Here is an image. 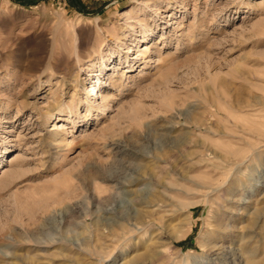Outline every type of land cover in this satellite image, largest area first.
Segmentation results:
<instances>
[{"label":"rangeland","instance_id":"obj_1","mask_svg":"<svg viewBox=\"0 0 264 264\" xmlns=\"http://www.w3.org/2000/svg\"><path fill=\"white\" fill-rule=\"evenodd\" d=\"M263 124L264 0H0V264H264Z\"/></svg>","mask_w":264,"mask_h":264},{"label":"bare ground","instance_id":"obj_2","mask_svg":"<svg viewBox=\"0 0 264 264\" xmlns=\"http://www.w3.org/2000/svg\"><path fill=\"white\" fill-rule=\"evenodd\" d=\"M146 50H147V47L145 48ZM91 90H93V91H95L96 90V87L95 86H93L92 88H91ZM93 93H90V94H88V96H91ZM86 103H87V100H86ZM105 108V107H104ZM103 108V109H104ZM261 111V110H260ZM47 112H49V111H47ZM43 113V112H42ZM44 116H45V118L47 117V118H50L51 116H52V114L49 112V113H44ZM260 117V116H259ZM264 125V124H263ZM254 128V127H253ZM257 128H258V126H257ZM246 129H248V128H246ZM250 129V128H249ZM51 132H49L48 134H47V138L45 139V142H46V146H49L51 149L53 148H56L57 149V147L59 146V148H60V146H61V144H62V142H64L63 141V139H64V132L62 131V130H59V128L56 126V123H54L53 124V127H52V130H50ZM251 131V130H250ZM254 132H256V131H254ZM44 142V141H43ZM48 147V148H49ZM119 150V149H118ZM126 151V150H125ZM153 159V158H152ZM159 159V158H158ZM112 176V175H111ZM110 176L108 175L107 176V178H109ZM113 177V176H112ZM112 177H110V179L112 180H114L115 178H112ZM116 180V179H115ZM130 179H128V181H129ZM118 181V180H117ZM122 183H123V180H122ZM133 183L134 184H136V183H138V179H136V180H134L133 181ZM126 184V183H125ZM131 184V183H130ZM129 184V185H130ZM117 186V185H116ZM123 186V185H122ZM119 188V187H118ZM117 189V188H116ZM118 191V190H117ZM128 191V190H127ZM129 191H131V190H129ZM119 192H120V190H119ZM116 194V193H115ZM151 195V194H150ZM162 194H161V192L160 191H158L157 193H156V195L154 196L153 195V198L151 199V200H146V199H144V200H140L137 204H140L141 206H145V207H148L149 208V210H146V213H147V211H148V214H145V213H141L140 211V213L137 215V216H132V217H134V218H132V219H134V221H132V219H131V221L132 222H130L129 221V228H130V230L132 231V230H140L141 229V227H143V225H144V223H154V224H158L159 223V221H160V218H161V215H158L159 214V212L157 211V210H160V208H159V206H162V204H160L158 201L160 200V196H161ZM138 199H136V201H137ZM136 203V202H135ZM140 206V207H141ZM140 209V208H139ZM137 210V209H136ZM105 212V211H104ZM138 212V211H137ZM143 212V211H142ZM107 213V212H106ZM136 213V212H135ZM110 216V215H109ZM163 216V215H162ZM146 225V224H145ZM216 228H217V230H221V223H220V221H219V219H218V221H217V223H216ZM215 228V229H216ZM219 233V232H218ZM125 236V235H124ZM208 239H211V236H210V238H208ZM154 249V248H153ZM152 248H149L148 249V251L150 252V254H151V256H154L155 258H156V260L158 261V260H161L162 259V257H161V254H159V251H157V250H153ZM148 252V253H149ZM155 261V260H154ZM249 264H256L255 263V261H250L249 262Z\"/></svg>","mask_w":264,"mask_h":264}]
</instances>
